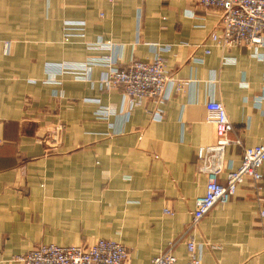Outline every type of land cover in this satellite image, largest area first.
Here are the masks:
<instances>
[{"label":"crops","instance_id":"crops-1","mask_svg":"<svg viewBox=\"0 0 264 264\" xmlns=\"http://www.w3.org/2000/svg\"><path fill=\"white\" fill-rule=\"evenodd\" d=\"M77 1V13L66 6L58 15L50 0L60 33H42L45 1L0 0V264H23L15 255L35 245L99 238L124 243L127 264H149L169 247L184 264L191 237L204 264H264V165L262 181L246 179L189 230L207 183L197 149L217 140L206 102L223 103L234 125L230 137L241 141L227 148V161L239 166L244 148L264 142V47L213 43L221 12L197 0ZM27 14L38 22L35 33H26L36 29ZM63 15L86 21L84 42H61ZM5 39L12 40L8 51ZM29 39L38 44H25ZM95 39L105 45H86ZM157 56L173 85L162 100L131 109L121 87L103 85L107 67L45 69L56 61L109 57L124 66ZM102 111L108 120L96 116ZM58 126L62 137L54 143ZM62 197L86 203L98 227L75 242L39 244L20 215Z\"/></svg>","mask_w":264,"mask_h":264},{"label":"built area","instance_id":"built-area-1","mask_svg":"<svg viewBox=\"0 0 264 264\" xmlns=\"http://www.w3.org/2000/svg\"><path fill=\"white\" fill-rule=\"evenodd\" d=\"M204 7L219 9L221 21L219 29L213 31L211 40L218 46L264 47V0H197ZM80 23L85 24L84 21ZM102 45L103 43L100 42ZM108 44V43H106ZM207 52L209 50L207 49ZM264 56L263 54H261ZM47 71L54 75L71 69H90L94 66L107 67L103 80L105 87H121L123 104L133 108L145 99L156 102L167 97L173 85L167 74L164 58L157 56L152 60H132L120 66L109 57L92 58L82 62L47 63ZM45 66V67H46ZM207 121L215 126V143L197 149L200 171L207 173L205 193L196 198L195 209L189 230H195L202 218L217 204L227 203L236 194L239 186L248 178L259 183L263 179L264 142L246 147L239 166L226 160L227 148L233 143H241L230 134L234 130L222 102L210 99L206 102ZM100 119L108 120V112H97ZM225 171V182L221 174ZM166 213L172 214L167 209ZM189 258L184 264H204L197 254L194 238L187 241ZM127 246L113 239L99 238L92 244L60 245L48 243L37 245L25 253L14 257L23 264H127ZM149 264H180L171 247L153 257Z\"/></svg>","mask_w":264,"mask_h":264},{"label":"rangeland","instance_id":"rangeland-1","mask_svg":"<svg viewBox=\"0 0 264 264\" xmlns=\"http://www.w3.org/2000/svg\"><path fill=\"white\" fill-rule=\"evenodd\" d=\"M45 1V5L42 8V19H41V28L43 29L42 33H53V31L57 28L58 33H60V23L58 19H55L53 17V21L50 20V7H49V1L50 0H43ZM111 2L113 0H110ZM58 3V15L61 14L60 10L62 7L67 6V12H71V6L75 9V13H77L78 4H82L77 0H57ZM70 9V11H69ZM31 21L28 23L31 27L35 25L36 29L26 30V33H35L38 28V22L37 20L34 22L33 14H27ZM64 19L61 22V42L66 44L69 43V41L74 39H83V42L85 41V28H86V21L82 19H68L66 15H63ZM55 20H57V24H55ZM81 21H84L85 24L80 23ZM30 40H36L35 42ZM25 44L29 45H37L38 39H29L24 41ZM86 45L92 48H97L102 46L100 42H97V39L90 40L85 42ZM3 44L6 48V51L10 49L12 45L11 39H5L3 40ZM24 44V43H22ZM105 45V43H103ZM46 45V44H42ZM61 45V44H59ZM59 51L60 48H57ZM105 58V57H101ZM92 59V58H89ZM66 62V61H61ZM61 62H49V63H61ZM67 62H70L67 60ZM72 62H78V61H72ZM47 64V63H46ZM46 66V65H45ZM47 70V66L45 67ZM86 71L87 69H71L66 68L64 71ZM63 72V71H62ZM61 73V72H59ZM62 131L63 127L58 126L55 127L54 131V143L57 141H60L62 137ZM203 172V171H201ZM206 173V172H203ZM207 175V173H206ZM206 189V188H205ZM85 201V200H84ZM82 200H76L72 198H56V199H43L42 203H40V206L36 205L34 208V211L27 214H22L20 217H22L23 221H25L26 225L28 226V234L32 232V236L34 239H36L39 244L42 242H49V241H72L75 242L77 240L81 239L82 234L88 232L91 230V228L98 227L97 215L92 214L88 212L89 206L84 203L82 204ZM29 228H32V230H29ZM108 239V238H107ZM36 246V245H35ZM34 246V247H35ZM19 255V254H17ZM16 256V255H15Z\"/></svg>","mask_w":264,"mask_h":264}]
</instances>
